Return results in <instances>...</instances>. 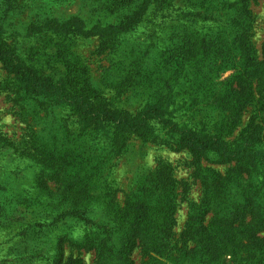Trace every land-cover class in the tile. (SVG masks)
<instances>
[{
  "label": "trees",
  "instance_id": "1",
  "mask_svg": "<svg viewBox=\"0 0 264 264\" xmlns=\"http://www.w3.org/2000/svg\"><path fill=\"white\" fill-rule=\"evenodd\" d=\"M172 1L0 0V63L27 138L15 156L22 166L8 175L9 184L1 185L0 209L7 210L5 200L13 203L17 195L7 192L13 190L9 186L17 187L31 169L34 185L46 199L48 217L40 224L54 228L73 221L92 228L80 246L95 251V264H136L137 249L145 257L142 264H264V124L251 126L241 143L240 137L228 139L255 98V82L264 102V60L252 49L248 0L231 4L236 12L222 32L223 47V36H193L186 27L177 47L165 50L161 60L149 56L152 45L140 52L122 45L152 9L161 15L172 11ZM186 13L195 20L212 19L202 7ZM79 35L99 36L104 50L119 55L113 88H143L144 103L136 113L114 107L83 69L87 65L81 56H70L74 51L64 39ZM63 55L70 58L60 65ZM230 56L236 71L220 80ZM182 85L191 94L183 96L177 90ZM197 102L212 107L217 102L221 108L214 131L204 122L180 124L174 114L179 104ZM165 113L164 135L175 150H187L194 164L205 159L229 165L224 174L196 169L204 196L190 206L186 229L175 240L177 181L170 165L161 163L149 173L123 206L108 183L99 186L132 134L159 137L151 121ZM0 145L9 149L13 144ZM22 158L29 160L25 166ZM63 249L61 245L59 263ZM64 264L86 262L76 257Z\"/></svg>",
  "mask_w": 264,
  "mask_h": 264
},
{
  "label": "rangeland",
  "instance_id": "2",
  "mask_svg": "<svg viewBox=\"0 0 264 264\" xmlns=\"http://www.w3.org/2000/svg\"><path fill=\"white\" fill-rule=\"evenodd\" d=\"M235 1L173 0L172 11L161 15V12L152 9L146 21L138 25L135 31L130 32L122 45H126L127 49L136 48L138 52L140 49L146 51L148 49L146 46L152 45L149 56H152L153 60H161L164 57L160 56L165 50L177 47L179 35L184 33L186 27L190 30L189 35L193 36L200 35L202 38L223 36L219 41V46L223 47L224 34L222 32L225 28L229 29V23L234 20L236 11L231 10V4ZM194 6L205 9L212 19L201 21L189 16L186 11L193 9ZM247 7L251 10L252 49L262 61L264 60V0H248ZM69 8L73 9L72 6ZM64 40L67 43V49L74 51V54L70 56H81V61L87 65L85 68L83 65V69L89 73L94 84L104 90L114 107L130 113H136L140 109L145 99L143 88L136 86L130 90H125V88L120 91L114 90L113 87L117 85L119 79L117 74V69L120 67L117 64L119 55L114 53L111 55L109 49L104 50L99 36L79 35ZM223 57V53L217 56L218 66L215 69H218L221 64L220 58ZM69 58L63 55L60 65ZM229 59L228 68L220 72V80L226 79L236 71L233 67H237V63H234L231 56ZM71 63L69 61V68ZM7 79L6 70L0 63V144L4 141L13 144L9 149H3L0 145V187L8 183V175L12 171L22 166L15 156L19 155L17 148H23L27 139L26 123L19 118L18 106L8 89ZM258 84L254 83V100L246 107L241 122L228 138L232 142L240 137L238 143H241V137L246 135L247 131L254 129L251 126L257 123L264 124V102L260 100ZM188 87V85H182L177 90L186 96L192 92V89ZM216 105L217 102L214 107L200 102L192 106L191 104L187 106L179 104L174 114L179 115L180 124L182 121L191 124L204 122L209 130L214 131L221 122L219 115L221 108ZM158 115L161 116L163 113ZM167 118L168 115L165 113L163 119L157 118L151 121V125L158 129L156 134L159 137L132 134L123 152L112 159L108 171L100 178L99 186L103 187L105 183H108L112 190L117 191V202L123 206L132 191H135L146 180L149 173L157 170L161 163L170 165L177 181V211L174 216L176 224L173 229L175 240L179 239L186 229L190 206L193 203H200L204 196L203 181L196 177V169L200 168V171L203 169L204 172L218 170L224 174L229 165L215 164L205 159L200 164H194L187 150H175L164 135L162 121ZM10 149L12 152H8ZM261 149L264 151V147ZM22 162L25 166L29 160L22 158ZM32 172L33 170L27 169L20 181L16 183L17 187L14 184L9 186L13 190L7 192L17 193V195L13 198V203L5 200V205H8L7 210L0 209V264H58L61 261V245L64 247L65 258L59 264H64L68 258L76 257L83 258L86 264H95L97 260L95 251L80 246L82 245L80 241L85 239L92 228L73 221L66 225L53 226L54 228L40 224L48 217V212L46 199L36 189ZM1 189L0 194H5L3 187ZM8 198L7 194L6 199ZM32 198L34 200H31ZM133 258L136 264H142L145 259L140 249L135 251Z\"/></svg>",
  "mask_w": 264,
  "mask_h": 264
}]
</instances>
